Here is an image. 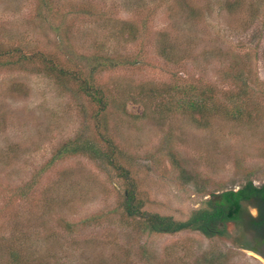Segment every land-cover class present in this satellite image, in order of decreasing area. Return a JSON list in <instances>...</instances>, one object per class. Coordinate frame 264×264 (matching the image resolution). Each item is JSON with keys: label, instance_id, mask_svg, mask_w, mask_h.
I'll use <instances>...</instances> for the list:
<instances>
[{"label": "rangeland", "instance_id": "374dc122", "mask_svg": "<svg viewBox=\"0 0 264 264\" xmlns=\"http://www.w3.org/2000/svg\"><path fill=\"white\" fill-rule=\"evenodd\" d=\"M0 47L78 72L0 67V264L9 250L26 264H264L229 221L208 237L143 230L111 165L55 157L94 141L129 170L142 210L175 220L247 180L264 184V0H0ZM79 80L102 90L103 111ZM206 85L237 116L197 126L177 108L181 87Z\"/></svg>", "mask_w": 264, "mask_h": 264}, {"label": "trees", "instance_id": "16d2710c", "mask_svg": "<svg viewBox=\"0 0 264 264\" xmlns=\"http://www.w3.org/2000/svg\"><path fill=\"white\" fill-rule=\"evenodd\" d=\"M1 48L0 47V67L10 64V62H34L38 61L51 73L56 76H72L77 79V73L60 66L55 60V55L46 54L41 50H34L30 53L19 52V48ZM18 53V54H17ZM17 56L16 60H11ZM8 57V58H7ZM6 58L5 60H1ZM100 63L95 64L91 68L90 74L94 73ZM191 86L181 87L176 100L177 108L192 117L197 126H206L212 117L220 115L225 110V113L235 115L239 113L238 107H234L232 111H226V108L218 105L217 99L214 98V88L211 86H203V88L194 87L196 92L189 94ZM79 91L87 96L91 101H95L99 106V111H103L106 107V98L100 88L95 87L87 80H79ZM154 90H150V95L154 94ZM176 92V88L166 90L165 95L170 96ZM161 96V95H160ZM159 96V97H160ZM232 101V96L229 98ZM107 143L110 142L107 138H103ZM112 143V142H111ZM110 148L109 144L107 145ZM82 152L90 157L98 158L106 161L117 172L118 175L127 181L124 197L122 201V208L124 213L131 218H136L141 221L142 229L151 233H176L184 229L198 230L205 236H212L215 233H222L220 225H224L228 221L238 222L243 201L252 197L264 199V184L257 186L250 180H247L242 186L237 189H227L220 192L217 199L206 200L205 206L193 210L185 220H175L171 216L162 215L155 212H148L142 210V202L136 199L132 180L128 179L129 170L123 168L116 160L113 159L112 153L107 150H102L94 141L91 140H73L63 144L56 152L55 157H60L68 153ZM264 222V217L261 220ZM243 230V227L241 228ZM236 241V240H235ZM240 241H236V243ZM245 243V242H244ZM10 264H26L18 252L9 250Z\"/></svg>", "mask_w": 264, "mask_h": 264}, {"label": "flooded vegetation", "instance_id": "af4514ba", "mask_svg": "<svg viewBox=\"0 0 264 264\" xmlns=\"http://www.w3.org/2000/svg\"><path fill=\"white\" fill-rule=\"evenodd\" d=\"M254 209V213L250 211ZM238 222L229 221L237 225L239 228L248 231L250 238L247 242L239 243L244 249L251 250L260 254L264 258V199L258 197L249 198L242 203Z\"/></svg>", "mask_w": 264, "mask_h": 264}, {"label": "water", "instance_id": "95a60500", "mask_svg": "<svg viewBox=\"0 0 264 264\" xmlns=\"http://www.w3.org/2000/svg\"><path fill=\"white\" fill-rule=\"evenodd\" d=\"M261 258H263L262 256H261ZM264 259V258H263Z\"/></svg>", "mask_w": 264, "mask_h": 264}]
</instances>
